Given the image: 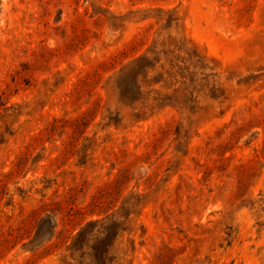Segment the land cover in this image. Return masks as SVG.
<instances>
[{"label": "rangeland", "instance_id": "rangeland-1", "mask_svg": "<svg viewBox=\"0 0 264 264\" xmlns=\"http://www.w3.org/2000/svg\"><path fill=\"white\" fill-rule=\"evenodd\" d=\"M104 250L264 264V0H0V264Z\"/></svg>", "mask_w": 264, "mask_h": 264}, {"label": "trees", "instance_id": "trees-1", "mask_svg": "<svg viewBox=\"0 0 264 264\" xmlns=\"http://www.w3.org/2000/svg\"><path fill=\"white\" fill-rule=\"evenodd\" d=\"M143 61V59H139V60H137V61H135L133 64H131L130 66H129V68H127V72H126V70H125V72H123V74H125V75H127V76H129L130 78H133V80L135 81V82H137V80H138V78L139 77H143L144 76V71H147L148 69L147 68H144L143 67V65H141L140 63ZM92 224V223H91ZM91 224H89L88 226H87V228H85V230H83L80 234H79V236H78V238L79 237H83L89 230H90V227H91ZM100 235H103V234H100ZM100 248H103L104 246H105V244H103V243H100ZM85 247V244H80L79 242H78V240H76L74 243H73V245H72V247H71V250H78V251H83V248ZM90 249H91V251H97L95 248H92V247H90ZM105 250L103 251V254H102V256L100 257V260L98 261L99 263L101 262V264H103V261L105 260Z\"/></svg>", "mask_w": 264, "mask_h": 264}]
</instances>
